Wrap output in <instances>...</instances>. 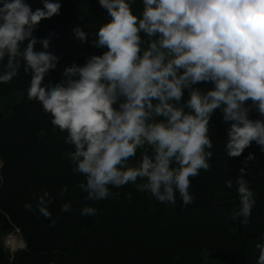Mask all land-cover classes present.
<instances>
[{
  "label": "clouds",
  "instance_id": "9594fccd",
  "mask_svg": "<svg viewBox=\"0 0 264 264\" xmlns=\"http://www.w3.org/2000/svg\"><path fill=\"white\" fill-rule=\"evenodd\" d=\"M97 2L105 22L95 32L80 25L72 31L82 43L91 36L102 53L44 83L60 56L50 49L52 34L38 39L34 32L41 20L60 14L61 0H41L38 8L28 0H0V84L22 65L31 74L27 98L65 133L71 170L83 177L73 190L100 201L132 184L170 207L178 199L191 205V178L211 168L209 125L217 110L226 157L241 156L253 142L264 152V0H139L138 12L137 0ZM255 160L249 152L239 174L225 181L239 198L231 218L243 225L255 204L246 179ZM67 191L64 185L57 193H37L35 209L52 225L50 205ZM71 210L70 200L60 207ZM96 213L89 204L80 209L83 216ZM255 248V264H264V234Z\"/></svg>",
  "mask_w": 264,
  "mask_h": 264
},
{
  "label": "trees",
  "instance_id": "16d2710c",
  "mask_svg": "<svg viewBox=\"0 0 264 264\" xmlns=\"http://www.w3.org/2000/svg\"><path fill=\"white\" fill-rule=\"evenodd\" d=\"M28 2L33 8L42 7L41 0ZM61 5L60 14L41 20L34 32L38 39L52 34L50 49L60 56L44 83L59 80L73 62L83 64L87 56L103 51L91 45V36L82 43L72 31L80 25L86 33L95 32L105 22L106 10L97 0H61ZM141 7L137 0L134 12ZM40 48L37 44L36 49ZM30 79L22 65L16 77L0 84V96L23 95L7 117H0V175L4 177L0 182V264H204L203 250L226 264H255L259 254L255 244L264 234V152L253 142L241 156L226 157L219 110L209 125L214 143L211 168L191 178V205L181 206L178 199L177 206L170 207L132 184L114 188L117 197L89 201L86 193L73 190L83 177L71 170L65 133L50 123L39 102L27 98ZM249 152L256 157L246 175L255 204L248 224L243 225L231 218L239 198L225 187V181L239 174ZM64 185L67 193L50 205L56 219L52 225L35 209L37 193L45 189L57 193ZM69 200L72 210L61 212V205ZM27 202L34 207L26 209ZM86 204L96 207L97 213L81 215ZM14 229L25 247L10 256L2 238Z\"/></svg>",
  "mask_w": 264,
  "mask_h": 264
},
{
  "label": "rangeland",
  "instance_id": "374dc122",
  "mask_svg": "<svg viewBox=\"0 0 264 264\" xmlns=\"http://www.w3.org/2000/svg\"><path fill=\"white\" fill-rule=\"evenodd\" d=\"M22 97L21 92H14L8 96H0V117H7L11 108L22 101ZM1 167L2 165H0V169ZM201 255L204 264H226L218 258L210 257L209 253L205 250L202 251Z\"/></svg>",
  "mask_w": 264,
  "mask_h": 264
},
{
  "label": "built area",
  "instance_id": "2783aa9c",
  "mask_svg": "<svg viewBox=\"0 0 264 264\" xmlns=\"http://www.w3.org/2000/svg\"><path fill=\"white\" fill-rule=\"evenodd\" d=\"M5 253L12 256L16 251L24 249L25 245L20 237L19 231L14 229L2 238Z\"/></svg>",
  "mask_w": 264,
  "mask_h": 264
}]
</instances>
